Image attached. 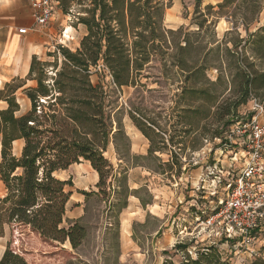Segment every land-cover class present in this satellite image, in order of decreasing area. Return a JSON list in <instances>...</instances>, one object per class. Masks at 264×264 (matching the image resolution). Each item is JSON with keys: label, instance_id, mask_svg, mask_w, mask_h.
<instances>
[{"label": "rangeland", "instance_id": "1", "mask_svg": "<svg viewBox=\"0 0 264 264\" xmlns=\"http://www.w3.org/2000/svg\"><path fill=\"white\" fill-rule=\"evenodd\" d=\"M165 2L162 26L173 30L165 38L173 39L175 46L155 43L148 51V62L131 76L136 77V85L117 88L101 61L90 67L91 80L103 84L113 101L112 131L104 156L119 181L96 194L97 172L82 158L57 171V177L71 182L66 186L71 195L64 225L76 221L85 228L81 244L74 249L67 240H45L29 228L9 231L5 226L0 257L9 245L28 264H163L165 260L178 264L183 254L173 244L196 235L192 256L195 248L216 243L228 264H245L253 257L264 262V241L254 245L258 256L243 249L234 252L229 242L203 230L194 217L213 205L200 185L212 187L214 174L225 181L233 153L232 146H221L219 138L213 137L214 129L229 115L220 120L209 108V99L220 95L232 101L240 73L250 69L248 63L264 68V1L236 0L223 7L219 6L222 0ZM86 7L76 4L66 13L59 12L54 37L39 59L50 62L44 74L47 82L62 66L58 47L75 51L79 46L86 28L77 17L87 15ZM185 42V49H179ZM257 94L252 91L234 112L239 118H249L250 98L264 96L261 91ZM15 96L19 113L26 111L29 100L23 90ZM222 130L225 136V125ZM21 143L13 144L15 154ZM150 147L155 150L149 152Z\"/></svg>", "mask_w": 264, "mask_h": 264}, {"label": "trees", "instance_id": "2", "mask_svg": "<svg viewBox=\"0 0 264 264\" xmlns=\"http://www.w3.org/2000/svg\"><path fill=\"white\" fill-rule=\"evenodd\" d=\"M235 1L222 0L219 6ZM167 3L165 0H58L64 13L76 4L89 5L85 9L87 15L77 17L86 28L79 46L75 51L58 47L62 66L56 70V77L48 82L44 74L50 62L32 57L26 78L33 80L35 85L23 89L30 102L26 111L19 113L14 94L19 82L6 83L0 88V99L6 102V107L0 108V180L4 185L0 197V235L4 234L5 226L9 231L29 228L45 240L60 243L67 240L74 249L81 244L85 228L76 221L64 225L71 195L66 186L71 182L57 177V171L82 158L97 172L96 194L113 186L114 180L119 181L112 164L104 156L112 131L113 101L103 84L91 80L90 67L101 61L117 88L136 85V77L131 76L133 72L139 74L142 65L148 62L149 49L155 43L175 46L173 39L165 38V34L173 30L162 26ZM186 45L185 42L178 46L184 50ZM248 64L250 69L240 73L232 101H229L231 97L223 99L220 95L209 99V108H214L220 120L224 115L230 116L213 132L221 146L226 142L222 128L225 125L228 132L238 116L234 113L238 107L246 103L252 91L264 93V68ZM258 100L264 105V96ZM131 117L135 120L132 114ZM115 122L119 129V121ZM16 140L22 142L18 154L13 152ZM153 150L152 147L148 149L149 152ZM83 193L89 195L91 192ZM210 212V209L201 210L196 214L204 216ZM194 241L195 238H189L173 244L172 248L183 254L178 264H228L222 251L213 244L195 248L192 256ZM0 264L28 263L7 245ZM163 264L174 263L165 260ZM245 264L264 262L253 257Z\"/></svg>", "mask_w": 264, "mask_h": 264}, {"label": "built area", "instance_id": "3", "mask_svg": "<svg viewBox=\"0 0 264 264\" xmlns=\"http://www.w3.org/2000/svg\"><path fill=\"white\" fill-rule=\"evenodd\" d=\"M29 5L33 27H42L53 19L58 0H29ZM17 31L25 33L26 28L20 27ZM65 31L63 29V36ZM250 103L249 118L243 120L237 116L225 135L223 146L233 147L225 171L228 178L222 181L215 174L211 175L216 169V164L213 165L209 171L213 186L200 185L211 197V212L194 217L203 230L212 231L213 237L223 238L226 243L232 241L234 252L243 249L258 256L254 245L264 241V105L256 97H251ZM195 236L192 238L196 239Z\"/></svg>", "mask_w": 264, "mask_h": 264}, {"label": "crops", "instance_id": "4", "mask_svg": "<svg viewBox=\"0 0 264 264\" xmlns=\"http://www.w3.org/2000/svg\"><path fill=\"white\" fill-rule=\"evenodd\" d=\"M30 11L29 0H0V88L6 83L19 82L20 86L14 94L20 89L32 86L30 82L33 80L26 78L31 59L33 56L41 59L45 50H48L50 40L55 34L59 12L62 10L58 7L53 20L42 27H33ZM20 27H25L26 32L19 33L17 30ZM4 107L6 102L0 99V108ZM3 193L4 185L0 180V197Z\"/></svg>", "mask_w": 264, "mask_h": 264}, {"label": "bare ground", "instance_id": "5", "mask_svg": "<svg viewBox=\"0 0 264 264\" xmlns=\"http://www.w3.org/2000/svg\"><path fill=\"white\" fill-rule=\"evenodd\" d=\"M70 29V27H68V30ZM64 34H67V32H65Z\"/></svg>", "mask_w": 264, "mask_h": 264}]
</instances>
